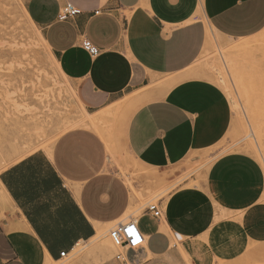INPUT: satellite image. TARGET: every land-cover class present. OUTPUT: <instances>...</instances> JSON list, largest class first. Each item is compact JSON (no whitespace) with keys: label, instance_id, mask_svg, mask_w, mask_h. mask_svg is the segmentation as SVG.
<instances>
[{"label":"crops","instance_id":"1","mask_svg":"<svg viewBox=\"0 0 264 264\" xmlns=\"http://www.w3.org/2000/svg\"><path fill=\"white\" fill-rule=\"evenodd\" d=\"M21 2L84 110L104 120L100 133L70 129L0 170V264L59 262L124 221L134 205L115 164L120 146L150 172L202 169L160 201L161 218L138 217L144 246L99 264H223L263 246L264 168L244 152L220 154L232 105L197 62L209 30L233 41L261 33L264 0ZM67 4L77 13L60 20Z\"/></svg>","mask_w":264,"mask_h":264},{"label":"rangeland","instance_id":"2","mask_svg":"<svg viewBox=\"0 0 264 264\" xmlns=\"http://www.w3.org/2000/svg\"><path fill=\"white\" fill-rule=\"evenodd\" d=\"M23 7L21 0H0V170L35 151L46 150L62 133L77 125L82 117L80 108H84L51 50L45 48L43 35L25 17ZM208 32L210 45L197 62V73L223 89L233 110L231 128L219 151L220 154L248 153L251 140L257 139L264 146V31L242 40L243 43ZM238 43L245 48L222 61L221 54L226 56V51ZM220 74L225 76L231 94L219 83ZM134 106L135 103L132 110ZM129 114L122 119L121 130ZM113 120L114 125L118 118ZM67 124L71 127L64 129ZM110 134L113 145L114 134ZM116 151L119 174L135 198L125 220H137L148 204L166 199L185 181L192 182L202 169L187 163L163 173L150 172L141 168L123 147ZM259 163L264 168L262 160ZM114 226L102 230L93 240L79 244L67 258L53 264H99L122 254L123 249L114 248L109 235ZM260 248L263 250L258 251ZM223 264H264V245L255 246L239 260Z\"/></svg>","mask_w":264,"mask_h":264},{"label":"built area","instance_id":"3","mask_svg":"<svg viewBox=\"0 0 264 264\" xmlns=\"http://www.w3.org/2000/svg\"><path fill=\"white\" fill-rule=\"evenodd\" d=\"M76 13L77 10L71 4H67L61 9L59 19L67 20ZM84 48L92 55L96 56L99 54V49L88 40L84 41ZM146 210L150 212L155 218H161L163 216V209L160 205V201L148 204ZM131 230H134L135 234H133ZM109 235L114 245L120 248L135 250L141 248L146 243V237L140 230L137 221L131 218L115 224V226L109 231ZM137 240L139 242H137ZM68 256L66 253L61 254L62 258H67ZM119 257L120 256H118V258Z\"/></svg>","mask_w":264,"mask_h":264},{"label":"bare ground","instance_id":"4","mask_svg":"<svg viewBox=\"0 0 264 264\" xmlns=\"http://www.w3.org/2000/svg\"><path fill=\"white\" fill-rule=\"evenodd\" d=\"M23 9H24V15H25V17L28 19V21L31 23V24H33L34 25V23L31 21V19H30V17H29V15H28V13H27V10L25 9V7H23ZM35 26V25H34ZM264 31V30H263ZM41 34V33H40ZM42 40H43V42H44V46H45V48L46 49H50V46L48 45V43H47V41L45 40V38H42ZM242 43H243V41H242ZM242 43H240V44H242ZM244 43L246 44L247 42H245L244 41ZM210 45V38H209V44L207 45V47ZM247 46H249V44H246ZM245 46V45H244ZM206 47V48H207ZM245 47H241L240 45H239V43L237 44V45H235V46H233V47H230L229 48V50L228 51H226V56L224 55V54H221L222 56H221V58H222V61H223V59H225V61L228 59V58H231V57H233L232 55H230L231 53H236V52H241L243 49H244ZM205 53V52H204ZM206 54V53H205ZM237 54V53H236ZM202 56V55H201ZM52 57L55 59V57H54V55L52 54ZM230 60V59H229ZM213 63V62H212ZM226 63V62H225ZM218 80H219V83H222L225 87H226V89L228 90V92H229V94H231V91H230V89H229V87H228V84H227V81H226V78H225V76L223 75V74H220V75H218ZM223 86V87H224ZM81 105V104H80ZM81 110L80 111H82V117L79 119V121L76 123L77 125L75 126V124H74V126L75 127H73V128H78V127H90V128H95L94 130H96V129H98L99 128V125L103 122V120H104V115L102 116V115H98V116H96V117H94V116H91V115H89L85 110H84V108L83 107H81L80 108ZM83 109V110H82ZM110 114H112V113H110ZM73 123V122H72ZM73 126V125H72ZM68 127H71V124H67L65 127H64V129H68ZM102 127V126H101ZM73 128H69L68 130H70V129H73ZM68 130H66V131H68ZM101 130H103V129H101ZM101 130H99L100 132H101ZM65 131V132H66ZM96 131H98V130H96ZM98 131V132H99ZM63 132V131H62ZM99 132V133H100ZM61 133V132H60ZM109 140V135L107 136V141ZM55 142V141H54ZM53 142V143H54ZM52 145L53 144H51L50 146H48L47 147V149H46V151L48 152L50 149H51V147H52ZM241 149V148H240ZM246 149V148H245ZM247 151H248V153H246V154H249V155H251V156H253L254 158L255 157H257V159L259 158L260 160H262V162L264 163V146L263 145H261V144H259L258 143V140L256 139V140H251L250 142H249V144L247 145ZM256 159V158H255ZM256 159V160H257ZM259 159L257 160L258 162H259ZM261 164V163H260ZM262 166V165H261ZM263 167V166H262ZM207 169V168H206ZM134 197H133V200H132V206L134 205V203H135V201H134ZM124 221H126V220H124ZM101 234V231L99 232V235ZM112 246V245H111ZM113 247L114 248H120V247H116V246H114L113 245ZM95 249H100V246H95ZM47 259V258H46ZM53 263H55V262H53V261H49V262H47L46 264H53Z\"/></svg>","mask_w":264,"mask_h":264},{"label":"snow or ice","instance_id":"5","mask_svg":"<svg viewBox=\"0 0 264 264\" xmlns=\"http://www.w3.org/2000/svg\"><path fill=\"white\" fill-rule=\"evenodd\" d=\"M133 234H135L134 230H131Z\"/></svg>","mask_w":264,"mask_h":264},{"label":"clouds","instance_id":"6","mask_svg":"<svg viewBox=\"0 0 264 264\" xmlns=\"http://www.w3.org/2000/svg\"><path fill=\"white\" fill-rule=\"evenodd\" d=\"M137 242H139V241L137 240Z\"/></svg>","mask_w":264,"mask_h":264}]
</instances>
